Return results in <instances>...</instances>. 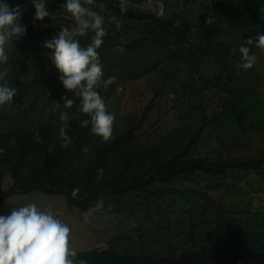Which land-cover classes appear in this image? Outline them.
Here are the masks:
<instances>
[{
    "label": "rangeland",
    "instance_id": "rangeland-1",
    "mask_svg": "<svg viewBox=\"0 0 264 264\" xmlns=\"http://www.w3.org/2000/svg\"><path fill=\"white\" fill-rule=\"evenodd\" d=\"M191 1L184 4V0H167L166 15L172 16L176 24H179L180 16L190 11L200 15V9L206 2ZM144 4L140 3L142 7ZM87 7L105 17L106 42L107 38L129 43L152 37L148 20H130L96 4ZM144 8L148 9V4ZM49 12L50 16L43 21L35 20V16L29 21L30 25L38 28L41 41L40 49L31 59H27V55L32 46L24 42L23 36L6 48L9 64L0 68L7 67L8 76L0 83L16 88L18 94L13 103L0 106V133H13L19 128L36 131L44 126L49 130L56 121L53 113L58 101L53 95H47L52 89L35 88L33 81L41 76L60 74L50 59V50L44 47V41L53 38L65 26L74 27L75 20L65 10ZM174 13L179 17H174ZM112 17L119 21V28L115 22H108ZM92 35L89 32L86 39ZM201 39V34L196 31L193 40L186 46L187 50L191 46L189 53L185 51L188 54H177L161 63L156 70L133 80L116 81L107 90L102 89L109 112L116 116L110 140L127 130L128 126L135 125L138 143L164 142L172 139L171 134L181 125L187 126V123L191 124V132L195 133L199 121L206 123L204 117H207L210 125H204L200 142L190 156L206 157L211 161L264 159V49L251 46V54L257 56L254 68L258 79L254 80L253 73H249L252 78L250 91L258 100V109L262 112L251 118L252 126L241 128L227 118V86L230 84L222 71L223 65L218 59L204 58L199 59L198 67L192 66L190 57L199 55ZM218 39L227 40L221 36ZM166 40L180 43V40L168 35ZM182 45L185 46V43ZM241 81L242 78H237L232 85ZM54 90H62L61 85ZM149 105L152 110L144 114ZM197 109H202V112ZM219 113L221 116L217 118ZM246 122L250 121L245 120L244 124ZM192 135L188 134V137ZM182 137L187 140L186 135ZM3 152L0 149V192L8 191L15 185L11 165L1 154ZM228 178V182L225 178L211 179L208 184L183 179L175 184L182 191L172 196L144 197L126 193L114 199L108 198L103 201V210L89 214L88 223L84 222L88 211L70 210L64 196H49L42 192L15 195L0 206V213L7 215L13 208L29 202L37 203L42 209L51 208L69 225L71 244L78 253L112 248L118 252L149 255L166 251L180 256L202 249L226 248L227 242L224 243L222 238L228 237L224 233L236 227L246 232L254 230L253 220L257 214H260L259 222H264V178L257 173H230ZM169 216H179L182 220L171 224ZM215 223L223 229L229 223L228 231L220 236L221 233L215 231ZM263 228L257 232H262ZM181 233H184L183 238L178 237ZM250 242V251L264 261V248L256 245L253 236H250Z\"/></svg>",
    "mask_w": 264,
    "mask_h": 264
},
{
    "label": "trees",
    "instance_id": "trees-1",
    "mask_svg": "<svg viewBox=\"0 0 264 264\" xmlns=\"http://www.w3.org/2000/svg\"><path fill=\"white\" fill-rule=\"evenodd\" d=\"M127 1L130 2H127L125 12H121L120 0H95L94 4L105 6L114 15L130 20H148L147 25L151 29L152 37L136 39L129 43L107 38V42L104 41L98 50L105 80L110 76H115L116 81L133 80L156 70L161 63L176 57L177 54H188L191 46L188 50L186 46L193 40L197 31L202 36V47L199 55L190 57L192 66L198 67L199 59H218L223 65L222 71L226 81L230 84L227 86L228 120L237 123L241 128L253 125L251 118L259 116L262 110L258 109L259 102L253 98L250 91L252 78L249 73H253L254 80L258 77L254 67L245 71L237 65L241 62L239 48L244 41L257 34H264V0H203L206 3L200 9L201 14L190 11L185 16H180L179 24L175 23L172 16L166 15L167 11L164 17L158 18L150 8L145 10L147 0ZM188 1L184 0V4ZM64 2L65 0H47L46 7L51 11L65 10L61 6ZM163 2L166 6L167 0ZM7 3L13 7L19 4L25 8L21 23L27 26V33L23 38L24 42L27 41L32 46L27 55V59H31L41 46L38 28L29 24L35 16V8L31 0H7ZM140 3L146 5L142 7ZM173 16L179 17L177 13ZM167 35L180 40V43L168 42ZM219 36L227 40H219ZM79 39L82 46H87L91 41V38L86 37ZM121 43L124 51H116ZM181 43H185V46ZM186 50L188 53H185ZM60 75L41 76L33 81L35 88H51L47 95H53L61 105L62 97L66 95L76 99V104L71 109H65L63 106L57 109L56 106L53 113L56 123L52 129L47 130L44 126L36 131L19 128L13 133H0V149L4 151L1 154L11 165V177L15 182L10 190L0 192L1 207L15 195L42 192L49 196H64L68 209L86 212L96 205L99 199H114L126 193L144 197L179 194L182 189L175 187V184L183 179L200 180L203 184H208L211 179L225 178V182H228L230 173H257L264 178V159L227 158L211 161L206 157L190 156L193 148L200 142L204 125H210L207 117H204L206 123L201 124V120L199 121L195 133L191 132V124L187 123V126L181 125L171 134L172 139L164 142L138 143L135 125L128 126L127 130L120 132L113 140L103 141L91 133L90 125L88 128L79 126V120L89 117L77 112L79 98L67 92L59 79ZM237 78H242V81L232 85ZM60 85L62 90L55 91ZM98 91L104 97L103 90ZM151 110L152 106L149 105L144 114ZM201 110L197 109L199 113ZM65 111L71 117L68 134L74 141L68 148L62 147L63 142L59 139L62 123L59 115ZM222 112L224 114L225 109ZM220 116L221 113L217 118ZM245 120L250 122L244 124ZM37 134L42 138V142H37ZM188 134L193 135L188 137ZM185 135L187 140L182 137ZM49 145L55 146L51 153L48 151ZM85 148L88 149L87 152L84 151ZM99 169H103V176L97 180ZM76 187H80L81 191L78 197L73 199L71 193ZM169 218L168 222L171 224L182 220L179 216ZM259 220L260 214L255 215V229L250 232L240 227L232 228L229 232V223L225 224L224 229L215 223V231L221 233L220 236L225 230L228 231L227 234L224 233L228 238H222L224 243L227 242L226 248L202 249L180 256L171 255L166 251L149 255L118 252L108 248L79 252L78 257L86 260L87 264H264L257 254L250 251V236L256 239L259 248H264V228L262 232H257L259 228L264 227V222ZM178 237L183 238L184 233Z\"/></svg>",
    "mask_w": 264,
    "mask_h": 264
},
{
    "label": "clouds",
    "instance_id": "clouds-1",
    "mask_svg": "<svg viewBox=\"0 0 264 264\" xmlns=\"http://www.w3.org/2000/svg\"><path fill=\"white\" fill-rule=\"evenodd\" d=\"M47 0H31L35 8L37 21H43L50 16L46 7ZM95 0H65L61 5L75 20V26L63 27L56 35L44 41V47L50 50V59L61 74L59 79L69 93L79 98L78 113L86 114L89 119L79 120L81 128L91 126V133L107 142L114 131L116 116L110 113L104 97L98 89L107 90L116 82L115 76L106 80L99 49L108 35L105 28V17L89 7ZM148 7L158 18L165 16L166 6L163 0H147ZM121 12L127 10V0H120ZM25 8L17 4L15 7L0 0V66L9 64L6 48L13 41L26 35L27 26L21 23ZM109 23L120 24L116 17ZM93 33L87 46L80 43L81 37ZM251 46L264 49V34H257L244 41L239 48L241 62L238 68L245 71L252 69L257 63V56L251 54ZM116 51L123 52L124 48L118 45ZM8 76L7 67L0 68V81H5ZM18 91L9 87L7 83H0V106L13 103ZM63 105L56 102L57 109L63 106L71 109L76 104V99L69 96L62 97ZM71 117L68 112H62L59 120L62 122L59 129V139L62 147L68 148L73 144L72 137L68 134ZM56 122L53 121V124ZM37 142L42 138L37 134ZM54 145H49L48 151L54 150ZM88 151L87 148L84 149ZM103 176V169L98 170L97 180ZM80 187L73 189L71 195L76 199ZM103 200L99 199L96 205L84 215V222H89V214L103 210ZM0 264H87V261L78 257L77 250L71 244V229L51 208H40L37 203L29 202L15 207L7 215H0Z\"/></svg>",
    "mask_w": 264,
    "mask_h": 264
}]
</instances>
